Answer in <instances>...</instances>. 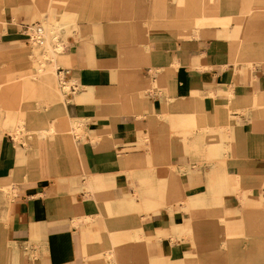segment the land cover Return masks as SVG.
I'll list each match as a JSON object with an SVG mask.
<instances>
[{
  "label": "crops",
  "instance_id": "crops-1",
  "mask_svg": "<svg viewBox=\"0 0 264 264\" xmlns=\"http://www.w3.org/2000/svg\"><path fill=\"white\" fill-rule=\"evenodd\" d=\"M113 1L78 0L76 7L95 16L80 24L101 32H75L65 49L77 63L66 77L78 88L67 93L57 129L68 128V117L81 122V142L22 147L26 162L16 170L19 148L0 132V186L19 184L16 202L0 192V264H111L106 254L95 255L110 249L109 231L117 247L133 253L148 242L149 264H264V10H253L264 0H214L217 19L206 14L211 0H117L116 13ZM2 2L0 18L3 13L13 25L0 31V53H12L28 37L22 24L36 16ZM158 2L167 10L164 20L155 13ZM194 13L197 22L208 16L230 24L189 29L185 22ZM160 22L166 26L150 27L147 46H127L136 24ZM119 69L138 70L139 77L112 79ZM150 81L160 86L138 96ZM38 89L47 94L42 82ZM166 111L170 121H160ZM218 134L222 152L208 155L206 136ZM233 142L235 153H224ZM158 168L167 169V183L182 187L188 208L162 206L155 194L151 208L143 184ZM234 175L241 176L239 187ZM93 192L110 203L107 222ZM192 210L209 221L193 219ZM80 214L90 219L75 221ZM227 230L240 233L225 236ZM29 243L40 257L28 253Z\"/></svg>",
  "mask_w": 264,
  "mask_h": 264
},
{
  "label": "rangeland",
  "instance_id": "rangeland-1",
  "mask_svg": "<svg viewBox=\"0 0 264 264\" xmlns=\"http://www.w3.org/2000/svg\"><path fill=\"white\" fill-rule=\"evenodd\" d=\"M77 1L78 0H3L2 2L3 6L17 2L18 5L14 6L18 11H29V15L31 17L36 16L34 21L28 23L24 22V24L20 23L17 20V23L22 24V26L27 25L25 27L23 26V28L21 27L23 31L25 30V34L28 36L27 39L23 42L24 47L15 50L12 53H0V132L3 137L9 138L19 148V155L16 159V170H19L20 166H22L26 162L22 147H24V149H29L31 147L40 148L42 144H46L48 148H52L58 146L59 144L62 146L63 144L67 145L70 143L76 146L77 138L81 137V139L78 140V142L80 143L83 137H85V127L83 126V124L79 121H74L69 117L66 122L68 128L64 130L68 132H59V130L57 129V126H63V124L60 122L65 118V113L63 112L62 107L64 106L63 104H67L68 102L66 95L67 93H70L71 90L69 88H71V85L74 83L76 84L77 82L74 80H70L67 77L64 78L65 73H60V69L61 71L70 70L77 65L76 61L73 60L65 52V49L69 45L68 37L75 32H77L80 36H84L85 31L90 28L94 29L95 31L94 37L101 32V29H98V25H95L94 23V25L92 26H85L87 24H80L81 20L85 19V17L92 19L95 18V16L92 15L93 12L90 8H87L85 6L76 7ZM82 2H85V0H82ZM180 3L182 2L180 1ZM212 3H216V1H209V4H211L208 6L210 10L206 12V14L210 16H216L215 19H217L221 15H219V10L217 11V15L215 14L216 11L214 10V5ZM23 4L28 6H23ZM117 4L118 1L115 0L113 1V6H110V9L114 11V13H116L119 9L117 8ZM37 9L39 10L40 14ZM154 10L158 16H162L163 20L165 19L167 10L161 2H158ZM253 10H264V7H256L253 8ZM86 14L88 16H86ZM3 16L4 15L2 13V17L0 18V20L3 21H0V31L7 32L13 25V22L9 17ZM185 23L187 24L189 29L195 30H197V28L204 29L205 27H210L212 25L229 26L230 24L219 23V21L215 22L211 17L208 16L201 22H197V13H194L193 16L190 17V19H188ZM155 25L166 26V23H153L144 27H142L140 24H136V37L128 41L127 46L130 48H133L134 46L140 44L147 46L148 31L150 27L152 28ZM46 26H49L50 30H52L51 41L56 50L58 59H55L49 51L47 38L45 35ZM114 27L115 31L118 32L116 24ZM38 28L43 29V39H37L39 37H35L34 35V33L38 31ZM119 31V33H123L121 29ZM77 39H81V37ZM122 49H124V46ZM146 53V55H149L150 51H146ZM60 57L62 59H67L62 61ZM59 60H61V62H59ZM54 61L57 63H55ZM53 62L55 65L52 67ZM118 62L119 64L121 63L120 60ZM118 76L123 78L126 76L139 77V71L134 69L128 71L125 69H119L116 71V74L112 75V79H115ZM46 77L49 78L46 79L48 83L42 81L45 80L44 78ZM41 82L44 85V89L47 94H44L38 89V86L41 87ZM62 85H66L67 87L64 88ZM155 86H160L159 82L152 83L150 81L146 86H143L140 89L138 96L143 90L154 91ZM8 87V93L4 94L3 90ZM19 87H24L25 92L19 94L17 92ZM60 89L63 90L61 91ZM163 92L167 94V91L164 90ZM121 93L123 101V97L126 94L124 87H121ZM231 96L233 97L232 94ZM57 98L59 100H57ZM122 107V110L133 112L137 114L138 117L144 115L141 109L132 110L126 107L125 104H123ZM170 117L171 114L166 111L163 115L160 116L159 119L160 121L169 122ZM179 126L182 125L179 124ZM261 126L263 127L264 124H262ZM227 127L230 130L232 129L231 124L227 125ZM222 128L223 126H219L217 130H214L213 128L209 130H214V132H217L218 130L221 131ZM39 130H43V132L46 131L48 137H45L44 134H39ZM188 134L184 135V137H187ZM195 135L197 136V133ZM206 137L208 142L206 153L208 155H220L222 152L220 143L221 141H223V136L221 134H218V136L214 135L209 137L208 135ZM154 144L157 145L156 141H154ZM237 147L238 145L236 142H233L231 145H224V153H235ZM166 170V168H158L154 176L146 177L144 179L143 185L149 192V195L155 194L157 198H159L162 206H175L178 209L180 208V205L184 203L187 204L186 207L188 208V203L185 198L180 197L181 193H183L182 187L177 184H169L167 183V181H165ZM51 175L52 174H50V176ZM77 177H79V181L81 182L83 174L79 172ZM240 177V175H234L232 177L234 186H240ZM17 185L19 184L15 182L13 185H1L0 192L9 200H11V198L13 197V200L16 202L19 200L17 196ZM153 189L155 192H152ZM247 191L252 192L251 189ZM169 197H171L172 200L166 199ZM148 201L150 204V200ZM99 206L102 211V214L100 215L103 217L104 221L107 222L108 215L105 210H112L110 207V203L108 200H102L101 198H99ZM151 208L153 207L151 206ZM192 213L194 216L193 219L195 220H199L201 222L209 221V216L207 214H202L203 218L205 219H197V214H199L200 212H197V210H192ZM75 219V221L80 222L79 220H89L90 217L85 214H80V216H76ZM230 226V228H233L232 225ZM222 233L225 236H232L240 232L227 230L223 231ZM164 234L167 235L168 232L165 231ZM140 237L141 238L139 239L143 241L144 236L141 235ZM194 239L197 241L195 235ZM122 242L126 243V241L124 242V240H122ZM147 244L148 242L143 244L142 248L134 253L131 252L129 247H127L126 245L122 246L119 244L120 253L118 254L119 261L117 262V264H149L146 261L150 253ZM26 247L28 248L27 251L31 256H33L34 258L40 257V251L37 250L36 252H34L35 249L32 247L31 243L27 244ZM102 249L101 252H98L95 255L98 256L104 253L106 254V258L110 260V263L114 264V261L108 257L106 248ZM193 254L195 255L196 253Z\"/></svg>",
  "mask_w": 264,
  "mask_h": 264
},
{
  "label": "bare ground",
  "instance_id": "bare-ground-1",
  "mask_svg": "<svg viewBox=\"0 0 264 264\" xmlns=\"http://www.w3.org/2000/svg\"><path fill=\"white\" fill-rule=\"evenodd\" d=\"M2 1V0H1ZM0 21H3V20H0ZM38 29H40V32H41V34H42V28H38ZM51 33H52V30H50V28H49V26H46L45 27V35H46V38H47V45H48V48H49V51L51 52V54L53 55V57L56 59L57 58V53H56V50H55V48H54V46H53V43H52V41H51ZM40 39V38H39ZM65 57V56H64ZM58 59V58H57ZM60 59L62 60V61H64V60H66V59H62L61 57H60ZM60 60V61H61ZM68 61V60H67ZM66 61V62H67ZM55 62V61H54ZM53 62V63H54ZM69 64V63H68ZM65 71L66 70H62L61 71V73H65ZM37 74H39V73H37ZM45 80L46 79H49L48 77H46V78H44ZM65 80V79H64ZM72 85H75L76 86V84L74 83V84H72ZM72 85H71V88H69L70 90L72 89ZM64 88L65 87H67L66 85H62ZM69 87V86H68ZM74 87V86H73ZM77 87V86H76ZM78 88V87H77ZM61 90V89H60ZM63 90V89H62ZM61 90V91H62ZM67 110V109H66ZM207 129V128H206ZM39 132V134H44L45 135V137L47 136L48 137V134H47V132L46 131H44L43 132V130L41 131V130H39L38 131ZM49 139V138H48ZM87 184H90V181L87 183ZM92 194H94V200L97 202V203H99V197L93 192ZM150 196V204H151V206H155L156 204H157V200H156V198L154 197V195L153 194H151V195H149ZM109 236H110V249L108 250V255H109V258L111 259V260H113L114 261V264H117V262L119 261V258H118V254L120 253V249H119V247H117L116 246V244H118L117 242H116V240H115V238H114V236H113V234H112V232L111 231H109ZM119 239V238H118Z\"/></svg>",
  "mask_w": 264,
  "mask_h": 264
},
{
  "label": "built area",
  "instance_id": "built-area-1",
  "mask_svg": "<svg viewBox=\"0 0 264 264\" xmlns=\"http://www.w3.org/2000/svg\"><path fill=\"white\" fill-rule=\"evenodd\" d=\"M28 28H29V27H28ZM34 35H35V37H39L40 39H43V36H42V34H41V32H40V29H38V31H36V32L34 33ZM39 38H37V39H39ZM68 72H69L68 70L65 71L64 78H66V74H67ZM60 73H61V69H60ZM65 80H66V79H65ZM74 90H75V87L72 86L71 92H73Z\"/></svg>",
  "mask_w": 264,
  "mask_h": 264
}]
</instances>
